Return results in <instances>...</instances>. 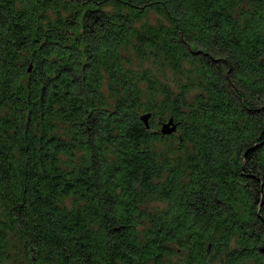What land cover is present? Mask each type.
Returning a JSON list of instances; mask_svg holds the SVG:
<instances>
[{
	"label": "trees",
	"instance_id": "1",
	"mask_svg": "<svg viewBox=\"0 0 264 264\" xmlns=\"http://www.w3.org/2000/svg\"><path fill=\"white\" fill-rule=\"evenodd\" d=\"M0 264H264V0H0Z\"/></svg>",
	"mask_w": 264,
	"mask_h": 264
},
{
	"label": "water",
	"instance_id": "2",
	"mask_svg": "<svg viewBox=\"0 0 264 264\" xmlns=\"http://www.w3.org/2000/svg\"><path fill=\"white\" fill-rule=\"evenodd\" d=\"M149 118H150V114L143 115L140 118V120L144 123L146 128H149V125H148ZM175 132H176V125L174 124V121L172 118L169 119L168 122L162 124L160 128V133L163 136H169Z\"/></svg>",
	"mask_w": 264,
	"mask_h": 264
}]
</instances>
